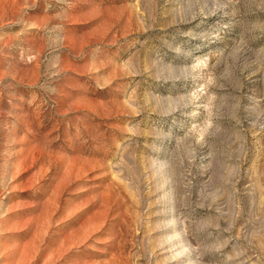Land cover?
Returning <instances> with one entry per match:
<instances>
[{"label":"rangeland","instance_id":"obj_1","mask_svg":"<svg viewBox=\"0 0 264 264\" xmlns=\"http://www.w3.org/2000/svg\"><path fill=\"white\" fill-rule=\"evenodd\" d=\"M0 264H264V0H0Z\"/></svg>","mask_w":264,"mask_h":264}]
</instances>
